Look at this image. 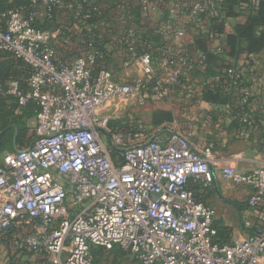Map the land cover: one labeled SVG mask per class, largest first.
I'll return each instance as SVG.
<instances>
[{"label":"built area","instance_id":"1","mask_svg":"<svg viewBox=\"0 0 264 264\" xmlns=\"http://www.w3.org/2000/svg\"><path fill=\"white\" fill-rule=\"evenodd\" d=\"M236 1L244 10L257 8L260 0ZM62 2L31 0L28 17L22 9L0 15V51L28 69L25 89L13 79L0 83V96L13 97L21 108L36 106L32 142L0 155V246L7 249L10 264H93L92 247H118L139 264H264V165L249 172L221 168L231 184L249 190V209L261 213L259 225L243 224L252 232L219 244L213 208L188 185L213 183L211 147L196 149L180 132L146 134L138 124L135 129L115 125L120 103L142 106L150 97L144 89L149 77H155V96L165 85L178 86L193 68L184 28L170 30L159 66L150 51L138 50V37L128 29L123 66H136L139 75L119 83L92 40L68 62L50 44L49 31L33 26ZM218 2L179 3L169 14L183 16L185 26L198 24ZM224 45L213 46L211 53L226 57ZM197 60L204 72L206 57ZM225 66L210 88L236 90L237 105H248L252 91L241 69L227 57ZM163 68L167 76L156 78ZM194 87L183 86L184 102L196 99ZM235 120L249 129L259 121L264 126V91L258 118L247 110Z\"/></svg>","mask_w":264,"mask_h":264},{"label":"crops","instance_id":"2","mask_svg":"<svg viewBox=\"0 0 264 264\" xmlns=\"http://www.w3.org/2000/svg\"><path fill=\"white\" fill-rule=\"evenodd\" d=\"M117 1L118 0H112L109 3L111 11L109 19H113V23L121 20L124 26H131V29L135 31L138 38L140 35H147L144 34L147 30L153 31L158 29L156 24L160 22L163 13H167L173 23V27L184 28L186 33V47L192 44L194 34L190 28L191 25L185 26L183 16L178 14L172 16L169 14L170 10L173 9L175 5L179 3H191L192 0H158V4L152 3L146 6L140 4V1H138L140 5L138 23L130 20V18H132L131 11L127 13L128 18L123 19V14L121 15L118 11ZM120 2H123V0H120ZM64 9H68V6L66 5ZM68 10L61 13L58 22L67 19L68 14L66 11ZM247 10H238V21L240 23H243L250 13L252 14V12H255L253 11L255 9ZM94 27L102 34L109 31L107 29L108 24L104 21L95 23ZM89 29L90 26H85L73 21L72 24H68L64 27L63 31L54 29L48 30L50 33V44L55 47L57 51L65 55L66 61L71 62L83 51L84 43L82 34L84 30ZM160 29L166 35L165 47H167L169 46L167 38L170 30L166 31L165 28ZM232 32L233 31L229 27L225 29L226 35ZM109 39H111L110 43L105 45L108 53H110L106 68L111 72L113 71L115 74L119 71L120 74L115 76L117 82H131L139 75L136 66L132 65L129 68L124 67L123 62L125 61L126 55L120 50L119 43H115V36L111 37V33ZM246 50L247 44L242 42L239 46V53L234 60L236 65L241 69L243 75L248 78L247 82L252 91L248 109L252 110L258 118L260 115V95L264 91V49L258 54H248ZM218 59L219 61L217 64L211 68V71L207 75L197 73V70L192 67L187 69L185 73V77L190 78V83L196 85L197 94L196 99L193 102H189L190 107L186 108V110L184 108L183 112L188 114L193 113V115L198 113L200 118L204 117L207 120L206 126L209 128L208 131H206L208 137H206L207 142L205 146H209L213 150V161L211 164L213 170V183L208 187H201L189 181L188 185L197 199L213 208L214 222H220L222 225L232 230L230 240L233 241L243 238L247 233L252 232V228L243 227L246 221L250 222L254 227L259 225V215L261 211L249 209L247 205L249 190L243 186L231 184L221 173V168L224 166H234L242 172H249L264 165V126L260 121L253 129L243 128L237 124L232 116V107L238 97V92L236 90H233L232 98L228 104H210L201 100L203 88L208 84L216 82L220 77L222 65L226 61V57L221 56ZM161 62L162 58L159 60L158 64L156 63V66H159ZM156 112H166L171 116V121L163 122L156 130L160 129L166 134L170 132H180L191 140L196 149H200V144L195 137L197 134L195 128L198 127L196 123L192 125L188 124L186 128L182 129L176 122L172 113L164 110ZM195 121L197 122L198 120ZM225 200L231 202L232 205L227 204Z\"/></svg>","mask_w":264,"mask_h":264},{"label":"trees","instance_id":"3","mask_svg":"<svg viewBox=\"0 0 264 264\" xmlns=\"http://www.w3.org/2000/svg\"><path fill=\"white\" fill-rule=\"evenodd\" d=\"M110 1L112 0H94L91 5L88 6L87 4L83 3V0H63L60 5L51 7L52 11L49 16H44L42 19L36 20L33 23V26L37 29L47 31L52 29L63 31L64 27H66L68 24H72L73 21L81 23L85 26H90V29L84 30L82 34L84 49L78 56L82 55L86 51L88 41L92 40L94 47L104 54L105 60L103 62V66L107 67L110 53H108L105 45L110 43V33L111 37L115 36L114 41L115 43H119L120 50L124 54V38L127 30L131 29V26H124L121 23V20L113 23V19H109L111 12L109 6ZM138 1L139 0H123V2H120V0L117 1L118 11L121 15L123 14V19L128 18L127 13L131 11L132 18H130V20L138 23V14L140 9ZM66 5L68 6L69 10L64 9ZM30 7L31 0H0V15L10 10L22 9L24 16L28 17ZM239 9L242 10L240 3H238L236 0H219L217 8L213 12L203 14L200 18V23L191 25L190 28L194 34L193 42L190 46L185 48L188 55L195 59L193 68L197 70V73L201 75L209 74L211 68H213L219 61V57L212 54L211 49L213 46L221 45V43L225 44V56L233 60L236 59L239 53V46L242 42L247 44L246 51L248 54H258L264 49V0L259 1L257 8L248 6V8L245 9H248L247 11L255 9L253 10L255 12H252V14L250 13L243 23L238 21ZM65 10H68L66 11L68 14L67 19L65 21L61 20L58 22L60 20L61 13L65 12ZM100 21H104L106 24H108L107 29L109 31L105 34H102L94 27L95 23ZM0 24H3L1 20ZM156 25L158 26V29L153 31L147 30L146 33H144L147 35H140L137 42V48L139 51L143 49L152 53L155 65L156 63L158 64L159 60L162 58L161 56L163 49L166 45V35L160 28H165L166 31H169L173 28V23L168 14L163 13L160 22ZM201 26H203V29H201ZM227 27L231 28L233 31L231 34H225V29ZM57 52L63 56L64 60L66 61L65 55L59 51ZM201 55L206 57V67L204 72H202V66L197 60V58ZM225 68L227 67L225 66L224 62L219 79L222 78ZM27 78V67L21 61L13 58L11 55L0 51V83L4 85L8 81L15 79L19 81L21 88L25 89ZM243 79L245 83L248 81V78L244 75ZM211 84H208L203 88V91L201 92V100L210 104H228L232 98L233 91L230 93H220L218 89L210 88ZM247 85L249 86L248 82ZM154 86L155 77H149L144 85V89L146 92H149L152 95L151 90ZM7 99L8 98H3L2 96L0 97V125L2 126V129L0 130V152L4 151L2 153L16 151V145H24L22 146L23 148L29 145L34 138V131L29 129L26 125L27 122H30L34 117L36 106L34 104L27 105L23 109V113L17 122L8 123L7 120L11 113L8 106L6 105ZM237 100L238 97L232 107V116L234 120L237 113L249 110L248 105H237ZM155 115L157 117L161 116V118H159V120L156 122L157 127L163 122L171 121L170 114L166 112H156ZM115 125H118L121 128L131 129L138 127L136 122L125 125H119L117 122H115ZM238 125L242 126L240 124ZM242 127L247 128L245 126ZM213 228L216 232V243L226 244L231 242L230 239L232 230L230 228L222 225L220 222H213ZM113 248L111 250H107L112 255V259H108L107 257L102 256L103 250L105 249L92 247L90 249V253L93 258V264H100L101 261H104L106 264H120L123 260H125L123 256L128 255L127 252H124L119 248V250ZM131 259L134 263L139 264L132 258V256ZM119 261L121 262L119 263Z\"/></svg>","mask_w":264,"mask_h":264},{"label":"rangeland","instance_id":"4","mask_svg":"<svg viewBox=\"0 0 264 264\" xmlns=\"http://www.w3.org/2000/svg\"><path fill=\"white\" fill-rule=\"evenodd\" d=\"M114 74L115 73L113 72V75ZM118 74H120L119 71L114 75V78ZM167 74H168L167 69L164 68L162 70L158 69L157 72H155V75L157 76L156 78L158 77L165 78ZM183 79L184 80L181 83H179L178 86L170 87L169 85H165L162 88V90L155 96L147 92L146 96H150V95L151 96L147 98L146 102L142 106L135 105L132 102L120 103L119 105L120 112L116 114V122L119 125H125V124H130L132 122H136L139 126H141L144 129L146 134H151L155 132L156 129L158 128L156 122L159 120V118H161V116L157 117L155 115L156 111L159 110L168 111L174 115L176 122L181 126L182 129L186 128L188 124L192 125L193 123H196L198 125V127L195 128L197 133L195 137L198 143L200 144V147L203 148L207 142L206 137H208L206 132L208 131L209 128L208 126H206L207 120L204 117L200 118L198 113H195L193 115V113L188 114L183 112L184 108L186 110V108L190 107L189 102H184L186 100L182 98L184 95L183 86L191 82L189 77L188 78L185 77ZM180 84H182L183 86L180 87ZM193 89L196 91L195 93L197 94L196 85ZM2 97L8 98L6 101V105L8 106L11 114L8 117L7 122L8 123L17 122L21 117L24 108L19 107L13 97L7 95ZM195 120L198 121L196 122ZM33 125H34L33 122L30 121L27 122L26 126L34 131ZM1 129L2 126L0 125V130ZM22 146L24 145H16L15 150L22 148ZM2 152H0V155ZM113 249L119 250L118 248H113ZM6 250L7 249L0 246V264H10L9 254L6 252ZM107 252H108L107 250L106 251L103 250L102 256L107 257L108 259L109 258L112 259V255L109 252L108 253ZM127 254L128 255L123 256L125 260H123L122 262L119 261V263L121 262L120 264H136L132 261L131 255L129 253ZM100 264H106V263L104 261H101Z\"/></svg>","mask_w":264,"mask_h":264},{"label":"water","instance_id":"5","mask_svg":"<svg viewBox=\"0 0 264 264\" xmlns=\"http://www.w3.org/2000/svg\"><path fill=\"white\" fill-rule=\"evenodd\" d=\"M225 202H226L227 204H230V205H232V203H231V202H229V201H226V200H225Z\"/></svg>","mask_w":264,"mask_h":264}]
</instances>
